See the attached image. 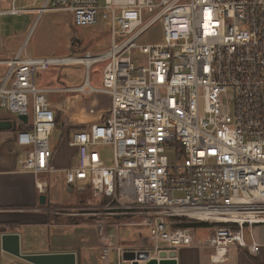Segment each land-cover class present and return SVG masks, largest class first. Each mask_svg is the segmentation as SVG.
Wrapping results in <instances>:
<instances>
[{
  "label": "built area",
  "instance_id": "2783aa9c",
  "mask_svg": "<svg viewBox=\"0 0 264 264\" xmlns=\"http://www.w3.org/2000/svg\"><path fill=\"white\" fill-rule=\"evenodd\" d=\"M53 10L79 26L105 20L110 47L0 62V113L28 118L29 128L14 138L23 150L18 172L37 178L60 171L49 148L57 117L45 94L105 95L102 121L68 142L77 164L61 170L68 187L81 184L107 201L88 214L97 218L101 264L112 252L120 260L124 252H146L152 260L183 247L210 249L212 262L225 261L229 247L256 255L253 229L264 225V0H45L36 10H0V17ZM155 25L161 42L137 44ZM101 63L95 88L90 68ZM70 65L84 70L80 87H35L39 70ZM103 147L111 148L109 158ZM36 182L39 192L47 188ZM120 216L128 219H113ZM182 220L223 226L201 235L179 227ZM107 227H145L147 235L118 245Z\"/></svg>",
  "mask_w": 264,
  "mask_h": 264
},
{
  "label": "rangeland",
  "instance_id": "374dc122",
  "mask_svg": "<svg viewBox=\"0 0 264 264\" xmlns=\"http://www.w3.org/2000/svg\"><path fill=\"white\" fill-rule=\"evenodd\" d=\"M44 2L45 0H6L4 5L0 4V10L4 11L12 5L17 9L36 10ZM161 40L162 28L155 25L140 37L137 44L146 46V44L160 43ZM109 47V23L100 17L93 25L84 26L76 24L70 13L56 10L46 11L41 15L35 12H27L20 16L0 17V60L8 58V56H16V54L22 58L25 56L30 58H66L82 56L86 52L97 55L106 51ZM103 64H95L90 68L89 84L95 88L101 87V68ZM83 74V68L78 65L55 67L46 71L39 70L35 74V87L39 89L80 87L83 83ZM5 75L6 68L0 65V77ZM45 97L49 102H52L53 110L58 117L56 128L53 129L49 138V148L53 152L64 153L68 149L66 148L68 136L71 137L75 131L85 129L90 123L100 122L103 119V116L97 114L96 107L92 106L93 100L98 97L96 95L82 96L71 92L55 95L45 94ZM28 102H30V95H28ZM98 151L102 154L105 153L106 158L111 155L110 147L99 148ZM48 179L50 180L49 186L43 195H49L48 204L53 209L74 206V210L67 211L66 214L68 215L62 217L66 219H68V216L76 218L77 220L73 224H94L97 218L93 217L95 221L90 218L92 217L88 215L90 209L105 204H101L100 201L90 195L88 196V194L84 195L78 192L75 186H73L72 192L68 193L67 185L59 175H51ZM120 217H114L113 219L117 221L128 219H121L122 217ZM99 218L103 219L102 217ZM136 221L139 220L136 219ZM81 229L78 236L85 237L89 241L93 240L95 231L91 225ZM109 229L107 227L105 230L108 231ZM129 229L134 228L127 227L126 230ZM134 231V236L129 238L131 240L136 239L138 235L140 237L147 235V228L145 227H136ZM204 233L205 231L202 228L197 231V234L203 235ZM125 241H127V238ZM110 260H114L113 256Z\"/></svg>",
  "mask_w": 264,
  "mask_h": 264
},
{
  "label": "crops",
  "instance_id": "0c3cea01",
  "mask_svg": "<svg viewBox=\"0 0 264 264\" xmlns=\"http://www.w3.org/2000/svg\"><path fill=\"white\" fill-rule=\"evenodd\" d=\"M5 2L6 0H0L2 5ZM13 57L8 56L0 62ZM97 96L93 100L92 106L96 107L99 116H103L110 107V100L105 95ZM19 122L21 121L12 114L0 113V124H7L10 127L9 129L0 128V264H27L19 258L11 256L3 249L1 238L5 234H16L18 236L21 255L69 253L75 255L76 264H101L100 239L95 222L90 224L95 232L93 240L89 241L85 237L78 236V232L82 230L81 228L90 225L73 224L76 218L68 216V219H66L62 217L68 215L66 214L67 211L74 210V206L53 209L48 204L49 195L46 196L45 204H39L40 197L48 189L49 176L59 175L65 181L61 170L77 164L76 149L70 148L72 149L70 150L68 147L71 137H67L66 148L68 149L64 153L53 152V163L56 169L60 171L37 177L47 182V188L43 192H39L36 187L37 178L30 173L18 172L15 164L17 157L23 153V150L18 149L14 144ZM84 188L81 184L76 186L78 192L84 191ZM67 192L71 193L72 188L67 186ZM90 218L95 221V218ZM126 229L127 227L117 230L110 228L107 231L113 244H137L142 239L139 235L136 236V239H129L130 236H134L135 228ZM253 234L260 245L259 252L256 255H250L245 250L236 247H229L225 261L212 262L210 259L212 251L210 249L183 247L176 250L174 256L168 254V257L162 260L157 259L153 264H264V225L254 227ZM121 237L127 238V241ZM111 256H113V261L110 260ZM110 258L108 264H129L123 260V255L120 260L115 252L111 253Z\"/></svg>",
  "mask_w": 264,
  "mask_h": 264
},
{
  "label": "water",
  "instance_id": "95a60500",
  "mask_svg": "<svg viewBox=\"0 0 264 264\" xmlns=\"http://www.w3.org/2000/svg\"><path fill=\"white\" fill-rule=\"evenodd\" d=\"M24 125L28 123L27 116H17ZM0 128L9 129V125L0 124ZM46 203V196H42L39 199V204L43 205ZM3 249L7 251L11 256L19 258L21 261L27 264H76L75 255L69 253L60 254H45V255H21L19 252V241L16 234L13 235H3L1 238ZM14 244V246H13ZM169 256H174V252L169 253ZM168 257V255L162 253L159 255V260ZM123 260L130 264H153L157 259L152 258L149 260V253L146 252H124Z\"/></svg>",
  "mask_w": 264,
  "mask_h": 264
},
{
  "label": "trees",
  "instance_id": "16d2710c",
  "mask_svg": "<svg viewBox=\"0 0 264 264\" xmlns=\"http://www.w3.org/2000/svg\"><path fill=\"white\" fill-rule=\"evenodd\" d=\"M27 128H29L27 124L24 125L23 123L19 122V128L17 130L18 131H23V130H26ZM81 193H83L84 195L85 194H88V196L90 195L91 197H93V193H91L90 188H88L86 186L84 188V191H81ZM100 203L101 204H105L106 203V200H103ZM120 218H117V219L119 220ZM121 219H123V218H121ZM76 220L77 219H75V221ZM182 221L183 222H182L181 225H179V227H190V228L198 229V228H213V226H223L221 224H216V223L208 224V223H205V222H198V221L197 222H189V221H185V220H182Z\"/></svg>",
  "mask_w": 264,
  "mask_h": 264
},
{
  "label": "bare ground",
  "instance_id": "6f19581e",
  "mask_svg": "<svg viewBox=\"0 0 264 264\" xmlns=\"http://www.w3.org/2000/svg\"><path fill=\"white\" fill-rule=\"evenodd\" d=\"M85 62L88 63L89 61L85 60ZM85 62H84V63H85ZM197 216H198V215H196V217H197Z\"/></svg>",
  "mask_w": 264,
  "mask_h": 264
}]
</instances>
